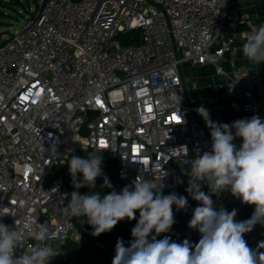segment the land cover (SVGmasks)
Wrapping results in <instances>:
<instances>
[{"label": "built area", "instance_id": "built-area-1", "mask_svg": "<svg viewBox=\"0 0 264 264\" xmlns=\"http://www.w3.org/2000/svg\"><path fill=\"white\" fill-rule=\"evenodd\" d=\"M230 3L41 0L30 9L0 45V208L14 214L0 222L47 227L59 254L68 242H83L80 216L67 210L78 191L67 160L78 151L117 160L121 190H132L136 179L157 185L154 192L186 190L190 162L211 152L212 141L188 95L185 62L214 65L226 77L228 98L241 99L239 110L264 121L263 76L242 67L229 72L222 64L234 43L246 42L261 25ZM134 30L142 32L141 43L124 44ZM199 183L211 193L206 180ZM211 198L217 211L240 207L252 216L255 210L228 190ZM199 204L170 242L198 243L201 234L188 222ZM22 242L14 258L37 243Z\"/></svg>", "mask_w": 264, "mask_h": 264}, {"label": "clouds", "instance_id": "clouds-1", "mask_svg": "<svg viewBox=\"0 0 264 264\" xmlns=\"http://www.w3.org/2000/svg\"><path fill=\"white\" fill-rule=\"evenodd\" d=\"M245 40L242 51L247 60L255 64L264 62V24ZM196 111L210 129L212 141L211 152L205 151L190 162L193 179H189L186 189L200 202L188 222L189 228L201 234L198 243L193 245L187 239L182 243L170 242L167 236L156 239V235L169 232L175 223L173 205L177 210L186 209L188 199L176 193L154 192L153 188L158 186L150 181L136 179L132 190L125 186L120 192L112 190L103 196L97 192L71 193L67 205L69 214L87 217L93 236L110 231L125 218L135 219V211L139 210L138 222L131 230L134 240L128 247L122 239L117 240L112 264H264V252L259 251L264 248V242L254 250L244 239V234L252 231L256 224L264 225V121L254 115L231 125L221 124L210 119L207 108L201 106ZM232 129H235L234 134ZM236 137L242 138L239 148L233 143ZM67 163L76 189L85 185L95 188L96 178L103 174L102 156L93 152H89L87 158L71 155ZM77 173H82V181L75 179ZM205 180L211 193L201 190L199 182ZM103 187H112L107 176H104ZM223 190L230 191L242 203L255 205L250 219L237 222L235 209L231 212L224 208L215 210L211 194ZM2 209L0 216L14 215ZM153 230L156 235L149 240ZM23 239L37 243L31 246L30 252L14 258V249L24 245ZM49 240L45 226L16 220L15 226L10 227L0 222V264H49L50 259L59 254Z\"/></svg>", "mask_w": 264, "mask_h": 264}, {"label": "trees", "instance_id": "trees-1", "mask_svg": "<svg viewBox=\"0 0 264 264\" xmlns=\"http://www.w3.org/2000/svg\"><path fill=\"white\" fill-rule=\"evenodd\" d=\"M141 41L142 32L140 30H134L129 37L123 38L124 44H128L130 42L139 44ZM81 153L82 151H78L76 152V155H80ZM118 166L119 163L117 160L109 161L107 166L101 167L103 174L96 178L95 188H89L85 185L77 190L89 194L97 192L102 196L108 194L112 190L120 192L122 182L119 180ZM104 176H107L110 184L112 185L111 188H102L104 184ZM77 181H82V177H80ZM71 186H73V182H71ZM201 190L204 191L203 187H201ZM162 193L164 195L176 193L177 196H185L188 199V206L186 209L177 210L176 206L173 205L175 223L172 225L170 231L156 235L153 230V232L149 235V238L156 235V239L158 240L163 239L166 236L171 238L172 236L180 234L187 223L192 206L198 202L194 200L184 188H179L173 192ZM235 210L236 216L234 219L237 222L251 218V215L246 208L237 207ZM138 219L139 210H136L135 219L129 220L125 218L124 220L118 222L117 225L110 231L101 233L99 236H93V228L87 223V217L80 216L76 220V223L84 234V241L81 243L73 241L68 242L65 246H63V251L55 257L57 258V262L55 264H112L114 257H112L110 250L114 249L118 239L123 240L125 247L130 246V243L134 240L131 235V230L138 222ZM244 239L250 248L254 250L257 249V246L261 242H264V226L255 225L252 231L244 234ZM259 251L264 252V248H260Z\"/></svg>", "mask_w": 264, "mask_h": 264}, {"label": "crops", "instance_id": "crops-1", "mask_svg": "<svg viewBox=\"0 0 264 264\" xmlns=\"http://www.w3.org/2000/svg\"><path fill=\"white\" fill-rule=\"evenodd\" d=\"M230 4L234 10L247 14L257 25L264 22V0H231ZM244 43L245 41L241 40L234 43L232 49L222 59L224 68L229 72L236 67L247 68L261 74L264 78V62L259 64L249 62L242 51ZM182 74L198 117L201 115L196 109L203 106L208 109L210 119L216 123L231 125L236 120L251 118L248 113L238 109V105L242 102L241 99L228 98L225 89L226 77L217 75L214 65H200L188 61L182 66ZM204 125L211 136L210 129L205 122ZM232 131L234 134L235 129ZM233 143L241 146L242 138L236 137Z\"/></svg>", "mask_w": 264, "mask_h": 264}, {"label": "rangeland", "instance_id": "rangeland-1", "mask_svg": "<svg viewBox=\"0 0 264 264\" xmlns=\"http://www.w3.org/2000/svg\"><path fill=\"white\" fill-rule=\"evenodd\" d=\"M41 0H0V45L8 40L11 35L19 28L20 24L26 18L30 9H34L37 3ZM212 65V64H211ZM184 66V64L182 65ZM83 133L86 135L87 131L84 130ZM93 152L97 156H102L100 152L90 149L84 150L80 154L82 157L87 158V154ZM109 163L102 156V164ZM57 258H52L50 264H55Z\"/></svg>", "mask_w": 264, "mask_h": 264}, {"label": "water", "instance_id": "water-1", "mask_svg": "<svg viewBox=\"0 0 264 264\" xmlns=\"http://www.w3.org/2000/svg\"><path fill=\"white\" fill-rule=\"evenodd\" d=\"M110 253H111L112 257H114L115 254H116L115 249H111V250H110Z\"/></svg>", "mask_w": 264, "mask_h": 264}]
</instances>
